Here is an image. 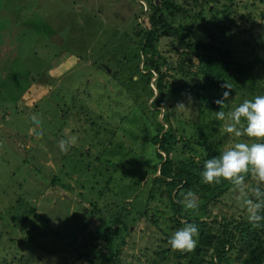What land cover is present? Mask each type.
Here are the masks:
<instances>
[{"label":"rangeland","instance_id":"obj_1","mask_svg":"<svg viewBox=\"0 0 264 264\" xmlns=\"http://www.w3.org/2000/svg\"><path fill=\"white\" fill-rule=\"evenodd\" d=\"M224 3L231 5L229 14L236 25L211 23L200 30L205 21L197 18L193 27L204 33L203 40L221 48L218 57L222 58L235 32L230 42L234 65L258 59L254 71L261 69L258 82L264 88V0H220L216 10L226 9ZM146 9L141 0H0V264H148L144 252L152 250L144 248L166 237L159 229L169 232L167 220L173 208L167 197L151 204L156 224L139 220L131 225L132 235L124 240L126 245L121 244L120 259H110L99 245L83 246L116 226L115 213L108 211L118 212L121 200L133 218L148 202L143 176L151 163L149 151L144 163V148H149L148 137L156 133V124L143 119L145 107L160 110L164 131L169 128L164 114L177 111L184 137L198 136V123L211 142L221 133L215 143L222 151L238 142H257L228 134L227 119L215 117L219 110L209 111L199 100L194 104L195 93L179 86L184 76L180 71L164 66L165 89L158 91L157 75L149 89L135 33L139 23L150 27L143 20ZM155 31L159 39L155 56L179 63V56L170 52L168 36ZM83 74L89 80H81ZM93 80L98 82L85 85ZM106 85L117 106L116 101L106 105L99 98L104 97ZM59 86L62 90H57ZM229 87L230 96L221 109L226 113L264 91L260 86H240L242 92ZM211 90L216 101L227 89ZM73 95L82 96L86 106L71 105L68 100ZM178 103L185 108L175 109ZM200 108L204 114L198 112ZM33 114L39 117V125L32 122ZM96 114L103 115L102 122ZM62 139L69 141L66 151L59 147ZM105 139L104 146L96 143ZM178 144L181 148L182 142ZM89 149L90 154H85ZM109 176L113 180L106 184ZM252 181L260 182L251 173L243 187L231 188L219 204L221 209L231 207L229 213L235 212L237 218L244 210L248 213L243 201L254 195ZM95 201L98 209L92 204ZM110 236L117 250L122 237Z\"/></svg>","mask_w":264,"mask_h":264},{"label":"trees","instance_id":"obj_2","mask_svg":"<svg viewBox=\"0 0 264 264\" xmlns=\"http://www.w3.org/2000/svg\"><path fill=\"white\" fill-rule=\"evenodd\" d=\"M141 1L147 5V9L144 10L143 20L145 18V21L150 27H141L142 25L139 23V27L135 33L139 37V49L144 55V60L141 59V54L138 59L144 62L143 69L148 70L146 76L149 89L151 88L150 83L154 75H157L156 87L158 91L161 92L165 89L164 78L166 72L163 69L164 66L167 67V70H176L184 74L181 82H179L180 88L183 91L194 92L197 96L192 99L194 104L199 100L207 106L209 111L213 109L221 110L219 105L211 98V88L215 87L216 90L223 92L224 88H222V85L224 81L229 86H232L233 89L235 88L237 92H242L240 86H246L250 89H257L260 86L259 90L264 89L258 82L261 76V69H259V73L254 71L255 65L259 64L258 59L245 64L236 63L234 65L230 42L236 36L235 32L231 34L232 39L228 41L225 57L222 58L218 57L221 48L215 47L216 45L213 41L203 40L201 35L204 33L202 31L201 33L198 32V28L193 27V23L196 22L195 20L197 18L205 21L201 25L200 30L204 26H209L211 23L236 25L237 23L229 14L231 5L224 3L223 5L226 6V9L220 12L218 9L216 10V7L220 5V0ZM230 25L228 26L229 28H231ZM155 30L162 31L168 36L171 43L170 52L174 51L179 56V63H175L170 57L168 60L166 56H155V46L159 40L154 37L157 32ZM11 46L10 43L7 45V47ZM261 62L264 63L263 58ZM219 63L221 64V68L218 67ZM103 71L107 73L106 68ZM114 76H111L112 79L116 78ZM198 76H204V79H200ZM216 78H219L220 81L215 80ZM84 79L89 80V77L83 74L81 80ZM119 80L127 83L126 80L120 78ZM97 82L98 80H93L89 84H84L90 86L91 83L93 85ZM107 89L108 86L106 85V91L104 90L105 92L103 94L104 97L101 96L99 98L105 100L106 105L113 104L116 98ZM174 89L177 91L179 87L178 89ZM57 90H62L61 86L57 87ZM262 94H264V91ZM150 95H153L152 91H150ZM204 100L208 102H203ZM68 102L71 105L74 102L75 105L82 104L86 106L82 96H70ZM63 105L65 104L63 103ZM228 105H230L229 101ZM114 106H117V101ZM135 107L141 111L140 107ZM204 111V108H200L198 112L204 114ZM141 112L144 113L143 119L145 121L148 122L150 118L152 121L151 125L156 124V133L148 137V139L151 137V140H148L149 148L148 146L144 148V163L146 162L145 156H147L148 151V163H151L148 165L149 168L145 170L143 176V178L145 176L147 177L144 183V191L147 192L148 202L144 210L142 212L138 211L137 215L133 218L129 217V210L126 208L124 200H121V206H119L120 209L118 208V212L115 210L108 211L115 213L113 222L116 226L109 228L110 232L107 234L89 238L88 242L83 243L84 248L99 245V248L107 250L110 259H120V254L123 252L121 244L126 245L127 243L124 240L126 239L127 241V238L132 235L131 225L139 220H146L148 223L156 224L158 217L152 213L151 204L157 198L167 197L173 208V213L167 220L169 232L159 229L163 231L166 237L159 239V243L156 246L144 248L146 251L152 250L151 252H144L148 264H264V222H261V227H254L248 222L249 214L244 209L238 218L235 212L229 213L231 207L226 211L222 210L219 204L234 186L226 180H221L219 183L207 184L202 180L200 175L205 160L210 158V156L206 155V151L210 152V154L212 153V156H217L222 152L219 143H215V137L218 136V139H220L222 138V134H217L213 138L214 141L212 140L211 142L209 141V135L198 123L197 138L184 137L181 134V130L179 131L182 124L179 114L176 113L177 111H170L164 114L163 120L169 123V128L166 131H164L165 126L158 117L160 110L154 111L152 107H145L144 111ZM97 115L99 114L94 116ZM100 115L103 116L102 114ZM100 115L98 117L101 118L102 122ZM82 118H84L83 115ZM154 118H156V123H153ZM175 122L179 124L176 127L174 125ZM115 136L116 133L114 134ZM104 142H106V139L96 143L104 146ZM179 142H182L181 148L178 147ZM194 144H197L198 147ZM95 148L93 146V151ZM200 149L203 151L201 152ZM187 153L192 154L187 155ZM85 154H90V149ZM97 157L95 156L96 160L99 159ZM250 177L251 172L245 176V181L250 179ZM111 180L113 179L109 176L106 184H109ZM251 184L264 188V182L256 184L252 181ZM188 191L196 194L199 204L198 210L185 211L183 205L180 203ZM251 198H253V195ZM92 204L98 209L96 201ZM127 204L130 205L131 209L133 202L131 201ZM216 208L219 210L216 211ZM109 209H111L110 206ZM33 210L35 209L33 208ZM182 221L195 223L198 226L199 235L195 237L197 246L193 251L173 250L168 243V240L172 236V229L177 231L184 226ZM110 235L115 236L114 238L118 236L122 237L117 250L113 246L114 239L110 238Z\"/></svg>","mask_w":264,"mask_h":264},{"label":"clouds","instance_id":"obj_3","mask_svg":"<svg viewBox=\"0 0 264 264\" xmlns=\"http://www.w3.org/2000/svg\"><path fill=\"white\" fill-rule=\"evenodd\" d=\"M222 88L227 90L215 101L220 109L225 106L230 96L228 90L231 89L226 83ZM183 108L184 104L178 103L175 109ZM215 117L220 121L227 119L225 129L228 134H234L236 137L244 135L257 142H238L219 155L206 159L200 173L202 180L207 184L226 180L235 188H240L245 185V176L251 172L260 182H264V94L244 99L228 113L223 110L216 111ZM31 120L36 125L40 124L36 114L31 116ZM68 144L69 141H59L61 151H66ZM252 191L253 198L246 197L243 205L249 213L248 222L254 227H261V222H264V188L257 185ZM180 203L185 211H195L199 208L196 194L192 191H188ZM182 223L184 226L173 233L168 243L173 250L193 251L197 246L195 237L199 235L198 226L195 223Z\"/></svg>","mask_w":264,"mask_h":264},{"label":"water","instance_id":"obj_4","mask_svg":"<svg viewBox=\"0 0 264 264\" xmlns=\"http://www.w3.org/2000/svg\"><path fill=\"white\" fill-rule=\"evenodd\" d=\"M132 228V227H131Z\"/></svg>","mask_w":264,"mask_h":264}]
</instances>
